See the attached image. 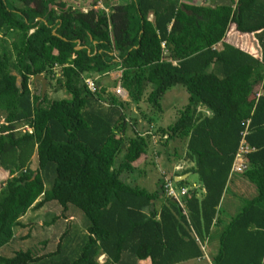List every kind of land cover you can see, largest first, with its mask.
<instances>
[{
    "label": "trees",
    "instance_id": "1",
    "mask_svg": "<svg viewBox=\"0 0 264 264\" xmlns=\"http://www.w3.org/2000/svg\"><path fill=\"white\" fill-rule=\"evenodd\" d=\"M96 2L83 12L62 0H0V170L7 173L0 185V264H205L199 245L221 226L217 208L244 131L250 151L239 175L254 195L218 230L209 263L264 264V0H119L101 3L106 12ZM230 24L253 36L257 56L224 41ZM54 66L64 98L36 107L32 79L40 75L47 84ZM104 72L109 81L88 90L83 78ZM117 72L123 99L113 93ZM174 86L185 104L172 123L158 126L150 113L161 112ZM139 103L147 112L137 108L130 117V105ZM150 126L166 136V157L169 142L184 141L182 157H174L191 166L169 177L186 188L182 207L165 196L160 177L153 191L128 180L148 149L152 159L161 155L137 134ZM187 173L198 187L174 181ZM48 202L63 212L72 205L87 219L78 253H64V231L52 252L2 256L14 228H24L19 218Z\"/></svg>",
    "mask_w": 264,
    "mask_h": 264
},
{
    "label": "rangeland",
    "instance_id": "2",
    "mask_svg": "<svg viewBox=\"0 0 264 264\" xmlns=\"http://www.w3.org/2000/svg\"><path fill=\"white\" fill-rule=\"evenodd\" d=\"M66 4L71 5L72 7H81L86 8L84 6L90 5L93 0H62ZM99 1L103 4H115L119 0H95ZM186 3H195L199 5H212L211 0H179ZM224 41L239 49L253 55H258V50L256 47L255 40L252 35H244L239 34L230 24L227 32L224 37ZM57 72V71H55ZM56 74V73H55ZM56 79L59 77L49 80L47 84H45L44 97L42 101L51 102L59 99H63L65 93L63 92L62 85L56 83ZM107 77H103L99 80L100 85H105L108 82ZM62 84V83H61ZM30 93L35 96L39 95L40 87L37 83H33L29 86ZM180 89V90H179ZM185 94L184 91L181 90L180 87L174 86L170 90L166 91L160 101L161 112L160 113H150L151 117L155 124L158 126H165L167 124L172 123L175 120L176 112L180 110L181 107L185 104ZM44 104L41 105L43 107ZM142 112H147V107L144 103H139L138 106L130 105L129 116L136 117L138 114V110ZM139 117V116H138ZM3 115L0 113V123L2 122ZM137 121H140L137 125L142 128L143 120L138 118ZM162 140L157 141L153 146L154 151H160V156L158 157L157 166L151 165L150 162H154L152 159V155L149 154L148 159H145L146 163L142 164L138 162V168L136 167V171L138 173H134L133 177H129L135 179L136 184L139 187L144 188L147 191H153L159 178V170H166L169 174L172 170V164H175L178 160L175 159V154L177 157H182L184 151V141L174 140L167 144L166 153L162 154L163 146ZM151 153V150H150ZM182 168L189 167L190 164L182 160ZM35 167V158L31 159L30 168L33 169ZM159 167V169H157ZM185 169V168H184ZM179 171V170H178ZM5 176V174H4ZM4 176H1L4 178ZM237 178L241 180L238 184H230L226 186L224 192L222 194L219 206L217 208V215L221 220V227L227 223L229 218L234 216L239 210L240 206L244 202V200L249 199L254 195V190L252 186L246 182L240 175H237ZM186 182L192 187H198V181L195 174L187 173L185 177ZM55 217L53 222H50L51 218ZM65 218V219H63ZM19 222L24 228H20L19 226L15 227L13 230V234L15 236L14 242L7 246L6 249H2L1 254L4 257H11L16 251H24V250H36L38 255L52 252L56 249L57 242L59 241L60 235L66 231L67 235L62 238L61 246L65 254L69 255L72 253V249L77 248V253L79 248L85 237V229L88 226V221L85 218L84 214L75 208L72 205H69L66 211H62L60 206H58L55 202H48L39 210H27L25 214L19 218ZM43 223L44 226H43ZM51 224L50 225H47ZM53 223V224H52ZM42 224V226H41ZM40 226L41 228H39ZM220 227V229H221ZM220 231V230H219ZM26 235V238H22ZM217 235L218 231L215 229L210 238V246H212L211 253H214L217 248ZM22 238L24 240H19ZM44 241L42 247L40 245V241ZM76 252V250L74 251ZM76 253V254H77ZM73 257H68L73 259L76 255H72Z\"/></svg>",
    "mask_w": 264,
    "mask_h": 264
},
{
    "label": "built area",
    "instance_id": "3",
    "mask_svg": "<svg viewBox=\"0 0 264 264\" xmlns=\"http://www.w3.org/2000/svg\"><path fill=\"white\" fill-rule=\"evenodd\" d=\"M95 7L99 8V9H102V10H104L106 12V9H104L102 7V5H101V3L99 1L96 2ZM85 10H86V8H81V11L85 12ZM58 69H60V68H57L55 66L53 67V69H52V79H55V78L58 77V73L55 72ZM108 75H109L108 72H104V73H101L100 75H96L94 77L86 76V77L83 78V82L86 85L88 90L94 91L95 89H97L98 87L101 86L99 84V80L101 78H103V77H107ZM119 77H120V72H117V73L113 74V80L116 81V85H115V87L113 89V93L117 97L123 99V98L126 97V93L122 90V88L119 85ZM256 96H258V94ZM22 129L27 130V132H30V129L26 128L25 126H23ZM137 134L140 135V136H145V135L148 136L149 137V142H150V144H152V146H154L157 141L164 140V138L166 137L165 135H160V134H156L155 135V134H153V129L151 128V126L146 128V129H144V130H142V131H140V132H137ZM244 134H245V131L240 133L241 140H240V142L238 144L235 156H234L233 161H232L231 166H230V171H229V175L230 176L233 175V174L239 175V174L242 173V171L244 169V155L247 154L250 151L244 144V141H243ZM156 160L157 159L154 158V161H156ZM182 165H183L182 162H179V163L176 162L175 164H173L172 167H171L172 170H171L170 174L168 172H165V170L164 171L163 170H159V177L161 179V184H162L161 186H162V189H163V192H164L165 196L172 198L180 206H181V204L179 203V201H180L181 196H183L186 193V188H183V187L178 188V187H176L169 180V177L171 175H173V173L180 172V171L184 170V168H187V167H183L182 168ZM192 188H194V187H192ZM199 249H200V251L202 253V258L205 260V264H210L209 263V259L206 256L205 246L204 245H199ZM102 258L103 257L100 256L98 258V262L101 263L102 262Z\"/></svg>",
    "mask_w": 264,
    "mask_h": 264
},
{
    "label": "crops",
    "instance_id": "4",
    "mask_svg": "<svg viewBox=\"0 0 264 264\" xmlns=\"http://www.w3.org/2000/svg\"><path fill=\"white\" fill-rule=\"evenodd\" d=\"M84 7H86V6H84ZM33 79H32V84H33ZM60 100V99H59ZM149 154H150V149H148L147 150V154H146V157L144 158V159H142V160H140V161H138V162H141L142 164H145L146 163V161H145V159H148L147 157H149ZM151 163V162H150ZM173 165V164H172ZM189 166H191V163H190V165ZM4 174H5V176H4ZM1 176H4V178L3 177H1ZM7 177V173L6 172H4V171H2V170H0V185L2 184V182L4 181V179ZM241 182V180H239L238 178H237V175H231V177L228 179V182H227V184H226V186H228L229 184L231 185V186H233V184H238V183H240ZM160 205H161V202L159 201V200H156L155 201V209L156 210H158L159 209V207H160ZM220 219V218H219ZM230 219V218H229ZM221 221V220H220ZM220 225L219 224H217V225H215L214 227H212V230H211V232L213 233V231L216 229L217 231L218 230H220ZM205 246V249H206V256H207V258L208 259H211V257L215 254V252L214 253H211V249L210 248H212V246H210V244H209V241L207 240V243L204 245ZM137 264H149V262H148V260H143V261H139ZM182 264H203L202 263V261H198V260H190V261H187V262H185V263H182Z\"/></svg>",
    "mask_w": 264,
    "mask_h": 264
},
{
    "label": "water",
    "instance_id": "5",
    "mask_svg": "<svg viewBox=\"0 0 264 264\" xmlns=\"http://www.w3.org/2000/svg\"><path fill=\"white\" fill-rule=\"evenodd\" d=\"M75 49H78V48H75ZM12 75L15 76L16 84L18 85L19 84V77L16 76L14 73H12ZM33 81H37L40 85L39 99L37 100V102L35 104V106L37 107L38 104L43 100L46 82L40 75L34 76ZM185 177H186V174L179 176V177H174V181L175 182L176 181H182L185 179Z\"/></svg>",
    "mask_w": 264,
    "mask_h": 264
},
{
    "label": "bare ground",
    "instance_id": "6",
    "mask_svg": "<svg viewBox=\"0 0 264 264\" xmlns=\"http://www.w3.org/2000/svg\"><path fill=\"white\" fill-rule=\"evenodd\" d=\"M57 72H58V70H57Z\"/></svg>",
    "mask_w": 264,
    "mask_h": 264
}]
</instances>
